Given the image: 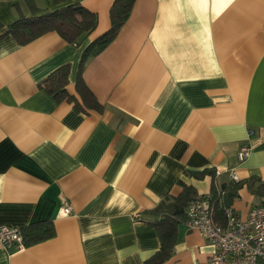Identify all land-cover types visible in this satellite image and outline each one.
<instances>
[{
  "label": "crops",
  "instance_id": "1",
  "mask_svg": "<svg viewBox=\"0 0 264 264\" xmlns=\"http://www.w3.org/2000/svg\"><path fill=\"white\" fill-rule=\"evenodd\" d=\"M33 1L39 12L78 1L98 22L74 44L55 31L0 39V226L51 220L55 231L18 250L0 242V264H142L160 246L159 216L145 211L178 195L179 180L210 192V175L185 170L264 180V0H135L83 68L101 112L56 102L39 83L69 63L78 97L81 53L109 27L113 0ZM29 14L25 0H0V23ZM243 143L252 149L239 161ZM238 195L231 207L246 218L260 198L245 185ZM214 250L182 222L160 264H201Z\"/></svg>",
  "mask_w": 264,
  "mask_h": 264
},
{
  "label": "trees",
  "instance_id": "2",
  "mask_svg": "<svg viewBox=\"0 0 264 264\" xmlns=\"http://www.w3.org/2000/svg\"><path fill=\"white\" fill-rule=\"evenodd\" d=\"M30 8L29 15H20L8 24L0 23V39L9 35L18 44H26L36 37L49 32H57L69 43H76L84 33L91 32L97 25L98 16L96 12L86 8L78 1L67 3L51 11H41L36 7L33 0H25ZM66 1V0H57ZM135 0H113L109 7V27L89 42L83 49L75 76L76 97L70 94L66 85L70 64L64 63L51 71L40 83L39 87L50 95L56 102L69 101L79 111L89 109L101 112L103 105L98 101L92 90L85 83L82 72L89 57L99 54L117 36L120 28L128 19ZM185 174L195 178H203L210 175L211 186L207 194H198L195 188L179 180L182 190L176 196H166L153 208L145 212L159 216L153 221L160 239L159 248L146 258L142 264H160L167 260L173 250L177 239L178 224L187 222L188 204L201 197H209L212 205L214 220L225 223V209L231 207L232 202L238 195V189L246 186L254 195L260 198L259 205L264 206V180L258 176H250L239 181L230 180L226 183L215 182V172L211 168L201 171L185 170ZM232 208V207H231ZM25 245H31L54 236V226L51 220L31 223L20 228Z\"/></svg>",
  "mask_w": 264,
  "mask_h": 264
},
{
  "label": "built area",
  "instance_id": "3",
  "mask_svg": "<svg viewBox=\"0 0 264 264\" xmlns=\"http://www.w3.org/2000/svg\"><path fill=\"white\" fill-rule=\"evenodd\" d=\"M251 149L248 143L240 145L238 160H245ZM228 172L231 180L239 181L234 168ZM70 210V206L64 207L66 213ZM186 213L188 226L198 230L215 247L201 264H264V206H253L246 218L228 207L225 209V223L219 224L213 218L212 205L206 196L192 200ZM0 242L6 248L21 249L24 242L20 228L1 225Z\"/></svg>",
  "mask_w": 264,
  "mask_h": 264
}]
</instances>
